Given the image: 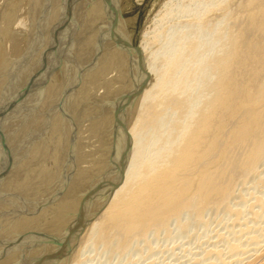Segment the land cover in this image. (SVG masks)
Wrapping results in <instances>:
<instances>
[{
  "label": "bare ground",
  "instance_id": "1",
  "mask_svg": "<svg viewBox=\"0 0 264 264\" xmlns=\"http://www.w3.org/2000/svg\"><path fill=\"white\" fill-rule=\"evenodd\" d=\"M179 1L180 21L166 39L155 31L151 45L162 44L148 56L149 71L126 109L60 139L44 187L42 175L27 170L46 165L43 153L61 130L56 101L69 103L77 97L68 98L72 88H86L67 62L93 51L99 32L82 23L91 0H0V264H85L79 257L90 241L114 240L121 253L135 234L147 240L151 224L153 235H168L171 223L182 234L246 178L264 189L257 175L264 161V0ZM212 9L220 15L210 18ZM120 95L104 98L98 115ZM163 195L168 199L154 206ZM255 201L264 211V199ZM257 214L253 207L252 218H264ZM240 222L233 236L248 238L236 234L224 245L228 255L214 249L212 263L244 264L261 250L264 233L259 239Z\"/></svg>",
  "mask_w": 264,
  "mask_h": 264
},
{
  "label": "rangeland",
  "instance_id": "2",
  "mask_svg": "<svg viewBox=\"0 0 264 264\" xmlns=\"http://www.w3.org/2000/svg\"><path fill=\"white\" fill-rule=\"evenodd\" d=\"M100 1L101 0H91L90 6L88 7L90 14H85L82 18V23L87 24L88 22V24H91L94 31L99 32V38L96 43V45H98H95L93 51L91 50L92 52L88 51L83 55L81 54V57H77L79 59L75 58L76 60H69L66 68L70 74H79L76 84L80 82V80L85 79L82 83H86V88L80 87V89L78 86H74L75 88H72L73 92H71L72 90L70 91V97L68 98H71V94L73 95L74 93V97H77H73L74 99H71L69 103H64L60 100L56 101L59 113L57 117L61 130L57 137L49 142L43 153L46 165L40 168H31L27 170L28 174L42 175L44 187L47 186L51 180L55 161L54 151L56 150V143L58 144L62 139H67L69 136L78 137L77 135H79L80 132H85L83 131L84 129L87 131L88 127L95 126V123V127H100L116 116L117 113H121L126 109L128 103L131 102L135 94L134 92L138 90L142 79L149 71L147 63L148 56L151 52L156 51L162 44L154 43V46H152L153 41L151 38L155 35V31H162L164 35L163 39H166L169 35H167V33H170V29L178 24L180 21L178 18L181 17L176 12V8L180 3L179 0H103L101 3ZM171 7L174 11H172ZM212 10L213 13L209 12L210 15H208L210 18H215L220 15L217 10ZM170 12L171 14L167 16V18L166 15ZM174 13H176V15ZM102 31L104 32L103 35H101V33H103ZM258 56L262 61L263 67L264 50H262ZM86 59L91 60L87 61ZM96 72L98 75H96ZM93 74H95L94 77ZM128 83L129 85H127ZM88 86L89 88L90 86L92 87L91 93L87 92ZM82 90L83 93L81 94L79 91ZM119 93H121V95L118 98V102L115 104L116 106L113 108L114 110L111 109V111H109L110 113L108 112L109 114H103L104 116L102 115V117L100 113L98 115L97 112H99V108L97 109L96 107L102 108L103 105L106 104L104 102H108L107 99L104 98L109 99L111 96L109 99V101H111ZM88 117L92 120H89ZM83 119L86 124L90 123L91 125L88 124V126H86L82 121ZM83 124H85L86 128ZM242 125L245 126L244 123ZM82 126L84 128H81ZM233 130L235 131V129ZM255 130L256 128H252L250 132L245 133V137L252 134ZM234 142V136H229L228 144ZM20 166L22 167V165ZM24 169L22 168V170L18 171L22 178L26 175ZM257 170V175L264 178V161H259L257 163ZM179 180H181V178H179ZM229 195L230 196L225 200L226 203H222L217 207H211L214 204L210 202L209 207H207L203 214L204 217H201L198 222L188 221V224L183 228L184 231L182 234L178 233L174 228L175 223H171L169 225V227H171V233L164 235L163 232L160 231L159 234L153 235L150 232L156 224H151L148 228L147 240L146 235L140 239L137 238V235H141L137 233L135 234L133 243L129 245L128 249H125L121 253L116 248L117 242L115 241L114 243V240L110 244L104 243L105 245L103 242L98 243L96 241L94 243L92 242V245L90 241L86 248L81 251L79 259L83 260V262L85 261V264H218L215 261L212 263L214 257L212 252H214V249H221L219 247H222L223 250L221 254H226L224 252H227V249L224 245L232 242L236 234L240 236L241 239L243 238V240L248 238L247 232L235 233L233 236V232H239L240 221H247L249 229L247 230L250 232L252 231V234L258 236L264 233V218H252L253 215H251L253 207L255 211H258L259 215L264 212L260 209V206L257 204L258 202L255 203L257 198L264 199V189L255 187V184L252 183V179L246 178L245 182L242 183L240 181L236 189L231 191ZM221 197H223V195H221ZM167 199L166 195L157 198L154 206L159 202L163 203ZM214 199L218 200V197ZM181 202L182 200L179 203ZM250 204H252L251 207L249 206ZM159 205H161V203H159ZM237 208H241L242 212L236 217ZM153 211L156 212L158 209L156 208ZM180 218L183 219H180V221H185L184 215ZM102 219L103 214L98 213L96 221L98 222ZM250 224H255L256 227L253 225L254 227L251 228ZM253 228H255V230H253ZM137 231L139 232L140 229ZM255 231L256 233H254ZM250 232L249 235H251ZM260 238L262 237H259V239ZM261 243V250L244 264L264 263V244L263 242ZM226 255H228V253ZM226 255H222V257L224 256L223 259ZM205 256L211 257V259L206 260L207 257L205 258ZM19 258L20 256L16 259L18 260ZM16 259L14 263L17 262ZM227 260H229V258H225V261Z\"/></svg>",
  "mask_w": 264,
  "mask_h": 264
}]
</instances>
